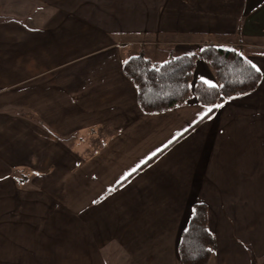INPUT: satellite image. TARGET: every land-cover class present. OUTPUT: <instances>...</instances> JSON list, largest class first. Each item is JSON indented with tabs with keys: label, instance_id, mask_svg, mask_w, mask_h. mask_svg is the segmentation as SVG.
<instances>
[{
	"label": "crops",
	"instance_id": "crops-1",
	"mask_svg": "<svg viewBox=\"0 0 264 264\" xmlns=\"http://www.w3.org/2000/svg\"><path fill=\"white\" fill-rule=\"evenodd\" d=\"M1 6L14 15L0 17V264H180L195 203L209 264H250L249 250L264 264V0ZM203 45L241 50L255 91L141 112L123 63ZM196 82L217 86L201 59Z\"/></svg>",
	"mask_w": 264,
	"mask_h": 264
},
{
	"label": "trees",
	"instance_id": "trees-1",
	"mask_svg": "<svg viewBox=\"0 0 264 264\" xmlns=\"http://www.w3.org/2000/svg\"><path fill=\"white\" fill-rule=\"evenodd\" d=\"M198 59L213 70L216 87L196 82L191 88ZM122 73L135 87L137 106L144 114L179 108L192 97L201 106H215L252 93L261 79L260 73L241 50L216 45H203L194 54L176 56L163 63H153L142 55L132 56L123 63ZM214 249L215 239L208 229L207 207L195 203L177 246L179 262L209 264ZM249 256L250 264H258L250 250Z\"/></svg>",
	"mask_w": 264,
	"mask_h": 264
},
{
	"label": "rangeland",
	"instance_id": "rangeland-1",
	"mask_svg": "<svg viewBox=\"0 0 264 264\" xmlns=\"http://www.w3.org/2000/svg\"><path fill=\"white\" fill-rule=\"evenodd\" d=\"M10 8L13 9L14 7H8V9H9V13H7L6 10L8 11V9H7L6 7H2V6H1V7H0V10H1L2 12L0 13V17L3 18V17H5V16H6V17L8 16V19L13 18L12 15H14V14H13L14 12H12V11H11L12 9H10ZM4 11H5V12H4ZM13 11H14V10H13ZM10 12H11V14H10ZM1 15H2V16H1ZM4 19H5V18H4ZM25 25H26V24H25ZM179 263H180V262H179ZM209 263H210V262H209Z\"/></svg>",
	"mask_w": 264,
	"mask_h": 264
},
{
	"label": "snow or ice",
	"instance_id": "snow-or-ice-1",
	"mask_svg": "<svg viewBox=\"0 0 264 264\" xmlns=\"http://www.w3.org/2000/svg\"><path fill=\"white\" fill-rule=\"evenodd\" d=\"M252 67L255 68L256 66L252 65ZM256 71H260V69L256 68ZM205 83H208V81H205ZM217 107H220V105H218ZM208 111L210 112V111H212V109H208ZM204 115H207V113H205ZM201 118H203V116ZM153 155H155V153H153ZM133 171H135V169ZM209 251H211V250H209Z\"/></svg>",
	"mask_w": 264,
	"mask_h": 264
}]
</instances>
